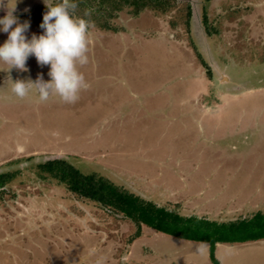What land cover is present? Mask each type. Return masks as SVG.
<instances>
[{"label":"rangeland","instance_id":"374dc122","mask_svg":"<svg viewBox=\"0 0 264 264\" xmlns=\"http://www.w3.org/2000/svg\"><path fill=\"white\" fill-rule=\"evenodd\" d=\"M15 6L27 38L43 34L44 0ZM112 14L116 31L90 28L79 69L89 87L76 103L11 93L9 75L50 80L35 56L27 71H0V174L17 172L0 191V264H213L207 244L146 228L131 244L133 223L39 175L52 160L185 217L229 223L264 213V0H173L168 13ZM7 37L0 32V45ZM216 256L264 264V241L220 245Z\"/></svg>","mask_w":264,"mask_h":264},{"label":"trees","instance_id":"16d2710c","mask_svg":"<svg viewBox=\"0 0 264 264\" xmlns=\"http://www.w3.org/2000/svg\"><path fill=\"white\" fill-rule=\"evenodd\" d=\"M57 2L58 0H55L53 4ZM74 2L77 4L75 13L85 15L82 18L88 20L91 26L96 25L106 31H116L111 24V18L114 17L112 11L130 7L134 16H138L147 8L150 10L157 8L163 13H168L173 7V0H74ZM47 10L45 7L40 12L45 14ZM188 16L190 18V12ZM31 20L34 23L35 17L33 16ZM198 57L201 64L207 66L201 55ZM37 170L41 177L48 176L64 187L74 199L90 203L122 219L123 222L133 223L136 233L131 238L133 240L131 244L141 237L142 229L146 228L174 239L207 244L213 264H221L216 256L220 245H245L264 241L263 212L229 223L195 216L185 217L129 193L99 174L84 175L66 160L47 161L39 164ZM16 173L10 171L0 174L1 192L15 179Z\"/></svg>","mask_w":264,"mask_h":264},{"label":"clouds","instance_id":"9594fccd","mask_svg":"<svg viewBox=\"0 0 264 264\" xmlns=\"http://www.w3.org/2000/svg\"><path fill=\"white\" fill-rule=\"evenodd\" d=\"M9 3L10 0L7 3L0 0V8L8 9L7 15L0 18V32L8 34L7 40L0 45V64L8 68L0 71H27L26 62L30 56H35L41 67L50 66L47 82L43 76L33 82L12 80L9 75L11 93L24 99L35 89L42 103L52 97L66 104L76 103L80 93L89 87L79 69L89 63L90 22L74 15L77 8L74 0H58L55 4L44 0L48 10L40 24L43 34H33L29 40L25 33L30 23H19L13 15L16 6L10 8Z\"/></svg>","mask_w":264,"mask_h":264}]
</instances>
